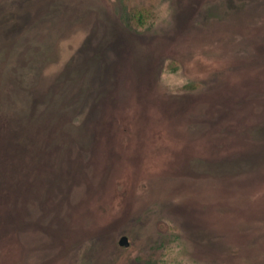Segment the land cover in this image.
Segmentation results:
<instances>
[{"label":"rangeland","instance_id":"374dc122","mask_svg":"<svg viewBox=\"0 0 264 264\" xmlns=\"http://www.w3.org/2000/svg\"><path fill=\"white\" fill-rule=\"evenodd\" d=\"M0 264H264V0H0Z\"/></svg>","mask_w":264,"mask_h":264},{"label":"water","instance_id":"95a60500","mask_svg":"<svg viewBox=\"0 0 264 264\" xmlns=\"http://www.w3.org/2000/svg\"><path fill=\"white\" fill-rule=\"evenodd\" d=\"M119 244L121 246H128V239L126 236H122L120 239H119Z\"/></svg>","mask_w":264,"mask_h":264},{"label":"trees","instance_id":"16d2710c","mask_svg":"<svg viewBox=\"0 0 264 264\" xmlns=\"http://www.w3.org/2000/svg\"><path fill=\"white\" fill-rule=\"evenodd\" d=\"M132 10L135 11L136 16H137V18H138L137 21L139 20L138 22H140V21H141V18H140L141 15L139 14L138 7H134V8H132Z\"/></svg>","mask_w":264,"mask_h":264}]
</instances>
